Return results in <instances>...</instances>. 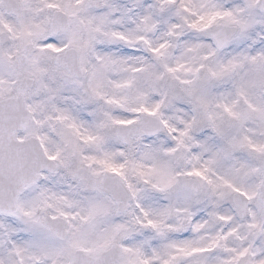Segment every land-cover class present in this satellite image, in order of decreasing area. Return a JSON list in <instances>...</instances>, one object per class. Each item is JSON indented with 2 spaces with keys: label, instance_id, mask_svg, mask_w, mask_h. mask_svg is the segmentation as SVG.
I'll return each mask as SVG.
<instances>
[{
  "label": "snow or ice",
  "instance_id": "obj_1",
  "mask_svg": "<svg viewBox=\"0 0 264 264\" xmlns=\"http://www.w3.org/2000/svg\"><path fill=\"white\" fill-rule=\"evenodd\" d=\"M0 264H264V0H0Z\"/></svg>",
  "mask_w": 264,
  "mask_h": 264
}]
</instances>
